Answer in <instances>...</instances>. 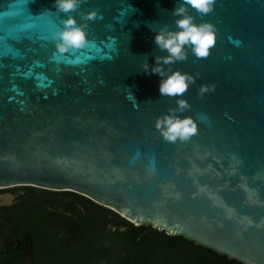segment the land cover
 <instances>
[{"label":"water","instance_id":"1","mask_svg":"<svg viewBox=\"0 0 264 264\" xmlns=\"http://www.w3.org/2000/svg\"><path fill=\"white\" fill-rule=\"evenodd\" d=\"M52 4L0 0V190L74 193L135 227L264 264V0L194 14L216 32L206 58L170 66L195 81L181 97L197 127L184 143L154 128L176 104L140 70L145 55L150 66L164 55L153 35L174 28L176 0H83L79 11L97 18L86 46L63 56L49 39L63 15ZM201 85L214 91L200 98Z\"/></svg>","mask_w":264,"mask_h":264},{"label":"trees","instance_id":"2","mask_svg":"<svg viewBox=\"0 0 264 264\" xmlns=\"http://www.w3.org/2000/svg\"><path fill=\"white\" fill-rule=\"evenodd\" d=\"M19 189L27 197H42V243L57 251L47 264H237L180 237L135 227L74 193ZM32 209L15 224L33 228Z\"/></svg>","mask_w":264,"mask_h":264},{"label":"clouds","instance_id":"3","mask_svg":"<svg viewBox=\"0 0 264 264\" xmlns=\"http://www.w3.org/2000/svg\"><path fill=\"white\" fill-rule=\"evenodd\" d=\"M83 0H53L55 13L63 14L60 26L51 32L49 39L54 46V55L63 56L82 49L86 46L84 29L88 22L97 18L95 11L82 13L79 11ZM215 0H176V6L171 12L174 28L164 24L154 31L153 44L163 56L154 57L150 66L147 55L144 56L140 70L145 75L153 74L159 77L158 94L175 100V109L158 117L154 128L159 132L166 143L188 142L197 131L196 123L191 117L182 114L190 109V105L181 97L187 92L194 78L180 71H173L171 65L184 61L190 52L196 59H204L209 55L215 43V26L210 23H196L194 14L204 16L213 10ZM71 13L80 17V22ZM231 43L239 46L240 41L232 40ZM128 90V89H127ZM214 91V85H201L199 97ZM127 99L133 102V107H138L134 96L128 90Z\"/></svg>","mask_w":264,"mask_h":264},{"label":"flooded vegetation","instance_id":"4","mask_svg":"<svg viewBox=\"0 0 264 264\" xmlns=\"http://www.w3.org/2000/svg\"><path fill=\"white\" fill-rule=\"evenodd\" d=\"M31 206L32 216L36 219L34 227L16 225V220H22ZM47 214L44 210L43 215ZM26 238L31 242V264H47L53 260L57 252L55 245L42 243V197H27L19 188L0 190V264H25L23 246Z\"/></svg>","mask_w":264,"mask_h":264}]
</instances>
